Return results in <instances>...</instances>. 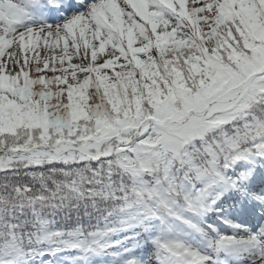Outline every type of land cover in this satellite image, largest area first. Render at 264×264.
Returning <instances> with one entry per match:
<instances>
[{"label": "snow or ice", "instance_id": "obj_1", "mask_svg": "<svg viewBox=\"0 0 264 264\" xmlns=\"http://www.w3.org/2000/svg\"><path fill=\"white\" fill-rule=\"evenodd\" d=\"M0 264H264V0H0Z\"/></svg>", "mask_w": 264, "mask_h": 264}]
</instances>
